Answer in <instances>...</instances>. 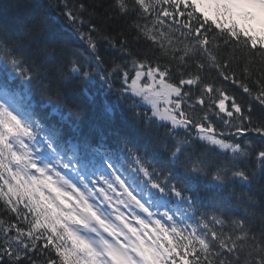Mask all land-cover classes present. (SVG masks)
<instances>
[{
  "label": "snow or ice",
  "instance_id": "6c2138e0",
  "mask_svg": "<svg viewBox=\"0 0 264 264\" xmlns=\"http://www.w3.org/2000/svg\"><path fill=\"white\" fill-rule=\"evenodd\" d=\"M0 264H264V0H13Z\"/></svg>",
  "mask_w": 264,
  "mask_h": 264
},
{
  "label": "trees",
  "instance_id": "16d2710c",
  "mask_svg": "<svg viewBox=\"0 0 264 264\" xmlns=\"http://www.w3.org/2000/svg\"><path fill=\"white\" fill-rule=\"evenodd\" d=\"M12 3L13 0H0V14L9 12Z\"/></svg>",
  "mask_w": 264,
  "mask_h": 264
}]
</instances>
